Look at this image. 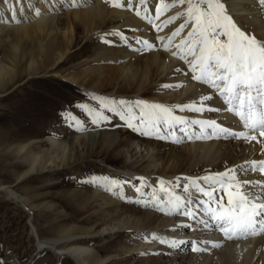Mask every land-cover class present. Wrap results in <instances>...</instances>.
Returning a JSON list of instances; mask_svg holds the SVG:
<instances>
[{
	"label": "bare ground",
	"instance_id": "obj_1",
	"mask_svg": "<svg viewBox=\"0 0 264 264\" xmlns=\"http://www.w3.org/2000/svg\"><path fill=\"white\" fill-rule=\"evenodd\" d=\"M223 2L241 30L255 36L258 40H264V6L260 9L258 0H223ZM163 3L171 5L173 0H163ZM115 4H120L121 7H116ZM45 5L52 13L65 6L66 9H71V17H68L66 21L62 20L59 24L55 18L40 19L41 21L31 30L28 26H18L17 23L31 21ZM158 8H161V0H146L145 3H141L140 0H22V3L4 0L0 3V23L10 27L17 24L14 32H11L12 37L6 47L12 48L11 50L8 48L6 58H14V66L25 63L23 71L27 68L33 69L37 62L39 74L49 73L57 76L65 73L62 68L72 63L74 59L84 58L82 50L89 44L87 41L73 55L66 58L65 64L57 65L56 60L63 59L71 47L78 48L83 43L79 42L78 38L74 41L71 30L64 33L65 39L62 38L57 32L58 29H65L71 23L77 26V22H81L82 27L77 26L76 30H81L84 34L102 33L107 28L124 22L127 29L132 32L134 43L129 49L126 47L114 49L111 43L113 39H106L108 44L99 46L96 52L94 64L97 66H93V63L89 65L91 68L88 66L90 75L88 81L95 78L98 73L100 78L107 75L111 83H116V93L127 95L128 99L134 102L142 101L141 98H149V100L154 98L155 101H150L148 104L155 103L170 107L173 109V115L188 121L215 120L218 125L232 131H248L243 128L238 117L226 110L228 105L215 89L208 84L198 81L196 83L192 79L193 73L187 62L191 61L192 57H187L186 61L173 55V52L178 51L176 45L190 31V26L171 42L167 51L165 50L167 38L185 22L186 17L180 16L179 19L167 25L166 22L170 17L186 12V7L177 3L174 7L162 10L159 15ZM137 11L139 15L136 14ZM13 12L15 21L10 19ZM3 31L0 28V44L4 43L1 35ZM125 37L122 35L123 39ZM159 37H163V41L158 39ZM137 40L147 41L154 47H146L144 43H137ZM117 41L121 43L122 40ZM39 58L40 61L37 60ZM113 59L119 60V62L116 61L118 64L116 70L113 71L110 67L111 71L105 74L106 63ZM82 76L83 74L78 73L70 79L72 82H78ZM14 78L16 73L4 68L0 63V89L13 83ZM164 85L171 87H163ZM204 96L212 97L211 100L203 102L206 108L224 110L195 112L181 111L177 107L193 103L199 106L200 98ZM116 109L117 112L125 113L121 106H116ZM138 110L140 112L141 107ZM161 127L164 133H169L166 125ZM181 128L196 135L203 133L205 139L185 138L182 143L173 142L184 135L179 130ZM212 132L211 128L186 124L174 126L172 134L166 139L158 136H143L126 127L125 121L115 114L109 123L108 133L88 137H95L99 143L102 138L109 142L104 152L98 154L97 158H100L103 164L104 162L110 164L113 169L104 168L103 171L89 177L88 181L91 182L94 190L93 196L98 203L96 207L106 217L101 225L103 233L110 232L107 234L117 235V240H125L118 251L99 253L94 251L90 244L78 246L77 240H70L72 238L69 236L67 239L75 245L58 248L57 240L41 239L33 222L34 219L30 215H33V210L22 196L6 185H0V193L13 199L29 213V227L34 237L38 239L37 256L51 252L57 257L69 258L75 264H106L105 261L108 259H115L111 255L113 253L115 256L124 258L125 264H264V233L238 239H225L210 216L205 213V205L200 203L207 198L197 192V187L210 188V185L202 179L203 177L224 173L233 168L238 169L245 162L264 161V136H261L259 132H249V135L256 136V140L235 139L227 136L217 138L211 136ZM86 138L78 137L70 142L71 146L78 143L85 145L88 155L83 156V160L94 154H89L91 150L85 142ZM51 141V149L56 158H59V164L70 167L80 160L79 158L75 162L67 163L66 146L63 148V145H59L55 139ZM59 148L62 149V156L58 155L61 153ZM38 158L39 155H34L35 162ZM236 175L242 180L264 182V174L259 171H238ZM141 177L145 181L143 185L138 179ZM113 179L120 181V186L112 185L110 181ZM161 180L165 182L163 191L160 185ZM192 180L198 181V184L193 185ZM185 187L189 189L188 192L184 191ZM211 187L215 188L214 185ZM246 190L253 193L260 192V188L255 184ZM170 193L180 196L182 203L185 200L190 203H185V206L178 210L173 209L168 205ZM216 195H223V203L227 206V195L219 192ZM208 206L216 207L215 204ZM186 209H191L196 218L191 219L183 215ZM66 233H69V230H66ZM98 234L99 239L95 243L106 239L104 234L100 232ZM172 240L196 242L191 246H198L202 251H192L189 243L171 247ZM214 243L220 246L212 247ZM109 255H111L110 258H108Z\"/></svg>",
	"mask_w": 264,
	"mask_h": 264
},
{
	"label": "rangeland",
	"instance_id": "obj_2",
	"mask_svg": "<svg viewBox=\"0 0 264 264\" xmlns=\"http://www.w3.org/2000/svg\"><path fill=\"white\" fill-rule=\"evenodd\" d=\"M182 7L187 9V4ZM262 8L263 6L260 7ZM59 9L52 13L45 5L31 21L17 24L20 27L28 26L31 30L41 21L40 19L55 18L59 24L71 17V9H66L65 6ZM17 24L10 27L0 23V28L4 30L1 34L4 43L0 44V63L4 68L16 73L14 82L0 89V185L10 186L26 200L27 205L33 210V215H30L42 240H57V247L63 249L75 245L69 242L67 239L69 236L72 238L70 240H77L78 246L90 244L94 251L99 253L118 251L125 240H117V235L107 234L110 232L103 233L101 225L106 217L96 207L98 203L93 196L91 182L88 181L89 177L103 171L104 168L113 169L110 164L105 162L103 164V161L97 158L98 154L104 152L109 142L102 138L99 143L95 137H88L108 133L109 123L116 113L102 109L99 100L93 97L117 100L114 106L123 107L126 115L129 112L139 115L140 112L136 102L128 99L129 96L116 93V83H111L107 75L100 78L98 73L95 78L88 81L90 75L87 69L92 63L93 66H97L94 64L96 52L99 46L107 43L106 39H113L111 43L114 49L121 47L129 49L134 43L132 32L127 29L124 22H119L102 33L84 34L83 31L76 30L77 26L82 27L81 22H77V26L71 23L65 29H58L57 32L62 38L65 39L64 33L71 30L74 41L78 38V41L83 43L78 48L71 47L63 59L56 60L57 65L64 63L67 57L73 55L87 41L89 44L82 50L84 58L74 59L72 63L62 68L65 73L56 76L49 73L39 74L37 62L33 69L27 68L23 71L25 63L14 66V58H6L9 48L6 47ZM189 26L191 30L192 23ZM122 35L126 36V39H123ZM115 39H121L123 42ZM118 59L108 61L109 63L104 65L105 74L116 70ZM78 73L83 76L78 82H72L70 78ZM195 82L197 83L196 80ZM121 100L127 103L121 105L118 103ZM141 100L147 103L155 101L154 98ZM80 104H88L91 108L103 111L111 119L99 126L92 124L90 118L78 107ZM69 113L84 122L82 128L74 125ZM78 137H87L85 142L91 150L89 154L94 153L92 157L83 160V156L88 155L85 145L79 143L70 145V142ZM51 139L57 140L63 148L66 146L67 163L80 158L77 165L69 167L59 164V158H56L51 149ZM60 150L61 153L58 155L62 156V149ZM36 154L39 155L37 162L34 160ZM44 155L46 156L43 158ZM30 215L13 199L0 193V264H75L71 259L57 257L51 252L36 255L38 239L34 237L29 227ZM66 230H69V233H66ZM99 232L104 234L106 239L95 243L99 239ZM111 255L115 259H108L105 261L106 264H125V259L120 258L121 256H115L114 253Z\"/></svg>",
	"mask_w": 264,
	"mask_h": 264
},
{
	"label": "snow or ice",
	"instance_id": "obj_3",
	"mask_svg": "<svg viewBox=\"0 0 264 264\" xmlns=\"http://www.w3.org/2000/svg\"><path fill=\"white\" fill-rule=\"evenodd\" d=\"M4 0H0V3ZM15 3H22V0H14ZM145 3L146 0H140ZM187 4V11L179 13L175 17H170L167 23H172L180 16H185V22L182 23L172 35L169 36L168 43L165 44L167 51L171 42L179 36L185 28L192 23L191 30L187 37L181 39L176 45L177 52L174 56L187 61L191 56L192 60L187 61L189 68L193 73L192 79L204 84H208L215 89L219 96L223 98L224 103L228 105L226 109L239 118L244 129L248 131H232L217 124L215 120H193L188 121L182 117L173 115V109L161 104H148L143 101H137L136 105L141 107L139 115L129 112H117L114 106L117 102L111 98L93 97L98 99L100 107L109 112L116 113L121 120L125 121V126L133 129L143 136H158L166 139L174 126H183L186 124L201 125L203 128H211L212 137L227 136L235 139L256 140L255 135H249V132H259L264 136V40H258L255 36L247 34L237 25L232 16L228 13L223 0H173L171 5L164 4L161 0V8L157 9V14L168 7H174L176 4ZM261 6H264V0H258ZM121 7L120 4H115ZM39 14V13H37ZM139 15V11L136 13ZM15 21V15L10 17ZM18 22V21H17ZM158 27V26H157ZM222 37L224 39H222ZM126 39V38H125ZM163 41V37H159ZM137 43H144L146 47H154L147 41L137 40ZM182 86V85H179ZM163 87H171L164 85ZM211 96L200 98L199 106L196 103L190 105L177 106L181 111L190 110L195 112L204 111H223L224 109H212L204 106V101L211 100ZM110 101V103L108 102ZM121 105L126 101H119ZM78 107L90 118V122L99 126L101 123L109 121L111 118L89 107L88 104H80ZM74 125L83 127L84 122L69 113ZM67 119V117H66ZM138 121V123H137ZM161 125H166L169 133H164ZM184 133L178 137L176 143H182L187 139H205L203 133L196 135L188 133L186 129H179ZM238 171H259L264 174V161L245 162L239 168H233L224 173L208 175L202 179L210 185L209 189L197 187V192L201 193L207 199L200 201L204 211L210 216L216 227L223 233L225 239H238L248 235H259L264 233V182L242 180L236 175ZM106 180L108 178H105ZM141 184H145L144 178H138ZM114 186H120L118 180H111ZM130 183V182H124ZM193 185L198 181L192 180ZM255 184L260 188L259 193L247 191L246 188ZM161 190H165V182L160 181ZM214 185L213 189L211 186ZM185 187L184 191L188 192ZM139 191V188H137ZM227 195V206L223 203L224 196H217L216 193ZM168 205L173 209H180L185 203L178 195L169 194ZM215 204L216 207L208 205ZM183 215L195 219V213L191 209H186ZM182 227H191L190 225H181ZM157 239V237H153ZM164 243L165 241H161ZM184 243L195 245L196 242L177 241L170 242L171 247H179ZM219 244H212V247H219ZM192 251H202L198 246H191Z\"/></svg>",
	"mask_w": 264,
	"mask_h": 264
}]
</instances>
